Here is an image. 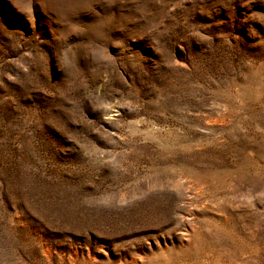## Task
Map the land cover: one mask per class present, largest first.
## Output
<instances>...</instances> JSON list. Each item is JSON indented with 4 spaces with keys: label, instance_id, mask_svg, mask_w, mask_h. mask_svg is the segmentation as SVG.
Instances as JSON below:
<instances>
[{
    "label": "rangeland",
    "instance_id": "374dc122",
    "mask_svg": "<svg viewBox=\"0 0 264 264\" xmlns=\"http://www.w3.org/2000/svg\"><path fill=\"white\" fill-rule=\"evenodd\" d=\"M0 264H264V0H0Z\"/></svg>",
    "mask_w": 264,
    "mask_h": 264
}]
</instances>
